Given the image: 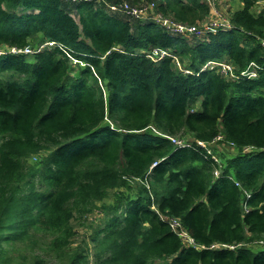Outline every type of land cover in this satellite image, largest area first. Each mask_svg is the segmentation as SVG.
I'll return each instance as SVG.
<instances>
[{
    "label": "trees",
    "instance_id": "trees-1",
    "mask_svg": "<svg viewBox=\"0 0 264 264\" xmlns=\"http://www.w3.org/2000/svg\"><path fill=\"white\" fill-rule=\"evenodd\" d=\"M146 1L187 25L209 15L201 0ZM240 1L234 29L188 39L107 11L121 0H0V264H264V250L235 247L264 243V10ZM150 49L189 73L153 63ZM209 61L238 76L254 63L258 75L231 80L202 71ZM187 133L235 146L218 178L195 144H171ZM133 179L136 197L99 211ZM96 210L103 218L79 238L72 221Z\"/></svg>",
    "mask_w": 264,
    "mask_h": 264
},
{
    "label": "built area",
    "instance_id": "built-area-1",
    "mask_svg": "<svg viewBox=\"0 0 264 264\" xmlns=\"http://www.w3.org/2000/svg\"><path fill=\"white\" fill-rule=\"evenodd\" d=\"M62 1L67 4H72V5L81 4V3L97 4V3L104 2V0H62ZM214 1L215 0H202V2L205 5L206 4L212 5ZM255 6H257L256 3H255ZM262 6H263L262 10H264V1H263ZM108 8L113 13H119L123 15L125 19L129 21H146L148 20V14L150 13V11L155 10L157 8V5L155 4V2H148L145 7L136 8L127 2H121L118 5L108 6ZM161 16L157 14L156 16H154V18H151L153 21V24L161 28L163 32L171 36H176V37H183V38L190 39L196 36H206L208 34H212L217 31H226V30L234 29V27L230 24V21H221L219 17V13H217V11H215L214 14L212 13L211 15H208L207 18H205L204 20H202L196 25H187L184 23H176V22L174 23L168 19H164V17L166 16H162V17ZM53 45H55V43L47 42V43L40 44L34 50L29 47H26L24 49L12 48L8 52L12 54H17V55L23 54V55L28 56V55H33L35 53H39L48 47H52ZM260 45L263 47V50H264V39L260 40ZM143 53L145 54V57L148 58L153 63H157L165 58H171V60L177 66L179 71H181L184 74L189 73V71L182 68V65L178 57L168 50L150 49ZM0 54H3V52H0ZM201 69L202 71L217 69L218 71H220V73L224 74L229 79L235 80V81H237L240 78H245L248 80L254 79L258 75V67L254 63L249 64L247 69L244 70V72L241 73L240 76L234 73V69L230 64L224 63V62L209 61L205 63ZM220 140H222L221 136L217 137L211 143H214ZM170 142L176 149L191 148L192 145L195 144L196 148L202 150L205 153L204 155L205 159H208L214 164L215 167L213 169V178L216 179L219 177L220 172H222L224 168V162L222 160V157L218 155L216 152H214V150L210 147V143L198 141V140H195V141L194 140L192 141L180 140L176 138L170 139ZM230 145L232 146L231 149L235 147L233 144H230ZM157 164L158 162L153 163L151 169L157 166ZM151 169L148 172L147 176L151 173ZM160 217L162 218L163 221L168 223L171 230L178 236V238L181 239L182 244H184L186 247H191L196 250L203 248L197 245L194 242V240L188 235L186 230L182 227L179 219L174 218V217H166V216H160ZM213 247L214 246H212L211 248ZM230 248L233 249V247H230Z\"/></svg>",
    "mask_w": 264,
    "mask_h": 264
},
{
    "label": "rangeland",
    "instance_id": "rangeland-1",
    "mask_svg": "<svg viewBox=\"0 0 264 264\" xmlns=\"http://www.w3.org/2000/svg\"><path fill=\"white\" fill-rule=\"evenodd\" d=\"M121 1L122 2L126 1L127 3H129L130 5H132L133 7H136V8H143L148 3L146 0H121ZM238 1L241 2L240 0H215L212 5L206 4V6L208 7L209 15H211L212 13L214 14V12L217 11V13H219V17H220L221 21H230V18L232 17L234 12L237 10L236 3H238ZM263 1L264 0H257V2H259V3L256 2L257 6L255 7L254 12H256V13L260 12V10L263 8V6H262L263 5ZM109 6H111V5H109ZM112 6H114V5H112ZM106 9H107L108 12H112L108 8V6H107ZM155 10L157 11V8ZM72 13H73V15H75L74 11ZM157 14L159 16H161L160 12H158ZM164 19H168V20H170V21H172L174 23L175 22L178 23L176 20H174L169 15L164 17ZM208 20H209V18H208ZM142 22L145 23L146 21H142ZM182 136L183 137H181L180 134L179 135H173V136L169 137V140L176 138V139H180V140L192 141V137L190 136V134L187 133V134H184ZM188 139H191V140H188ZM221 141L222 140L214 142V143H210V147L214 151L221 153V156L223 154H225V153H228L230 155L231 152L235 151V150H231L232 146L229 143H227V142L225 143V142H221ZM33 162H35V160H29V163H33ZM141 186H142V183H141L140 180L133 179V180L128 182V186L126 188H114V189L110 190L108 192L107 196L101 202H96L95 203V206L99 208V211L101 210L102 212H104L103 208L104 207L107 208V207L112 206L113 203L117 201V199H123L125 201H129V200L133 199L134 197H136L137 196V191H138V189ZM99 211L96 210L95 215H93L94 214L93 213V214L88 215L87 217H85V218H88L89 221L91 220L93 225H92V223H90L88 221H85L86 220L85 218H83L84 221H80L79 219H78L79 221L78 220L72 221V224L75 227V231L78 232L79 238H81L84 234L87 235V237L89 236L90 230L89 231L86 230V227L88 226V224H90L92 226L90 228L92 230L101 221L103 216H102V214ZM213 246H214L213 248H215V249L222 248V247H227V246H224V245H213ZM235 247L236 248L237 247L250 248L253 251L254 250L255 251H257V250L261 251V250H264V243L263 242H254V243H250V244L244 243V244H241V245H237ZM89 259H90L89 264H94V260H93L92 255H91V257Z\"/></svg>",
    "mask_w": 264,
    "mask_h": 264
},
{
    "label": "crops",
    "instance_id": "crops-1",
    "mask_svg": "<svg viewBox=\"0 0 264 264\" xmlns=\"http://www.w3.org/2000/svg\"><path fill=\"white\" fill-rule=\"evenodd\" d=\"M122 2V1H121ZM123 2H126V1H123ZM236 8H237V10L236 11H238V10H241L242 8H243V4L241 3V2H239L238 1V3H236ZM235 11V12H236ZM110 13H112V14H115V15H118V16H120L122 19H124L125 20V17H123L121 14H119V13H113V12H110ZM157 11L156 10H152V11H150V13L148 14V20H146V22H150V23H153V21H152V19L151 18H154V16H156L157 15ZM208 17V16H207ZM145 22V23H146ZM219 150V149H218ZM214 152H216V151H214ZM218 155H220L221 156V153H219V152H216ZM228 153H225V154H223V155H227ZM222 155V156H223ZM221 156V157H222Z\"/></svg>",
    "mask_w": 264,
    "mask_h": 264
}]
</instances>
